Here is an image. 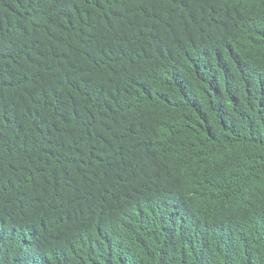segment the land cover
I'll return each instance as SVG.
<instances>
[{
  "label": "trees",
  "instance_id": "16d2710c",
  "mask_svg": "<svg viewBox=\"0 0 264 264\" xmlns=\"http://www.w3.org/2000/svg\"><path fill=\"white\" fill-rule=\"evenodd\" d=\"M0 264H264V0H0Z\"/></svg>",
  "mask_w": 264,
  "mask_h": 264
}]
</instances>
